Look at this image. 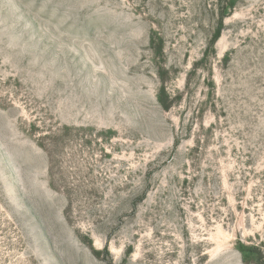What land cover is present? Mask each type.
Listing matches in <instances>:
<instances>
[{
	"label": "rangeland",
	"instance_id": "obj_1",
	"mask_svg": "<svg viewBox=\"0 0 264 264\" xmlns=\"http://www.w3.org/2000/svg\"><path fill=\"white\" fill-rule=\"evenodd\" d=\"M0 264H264V0H0Z\"/></svg>",
	"mask_w": 264,
	"mask_h": 264
}]
</instances>
